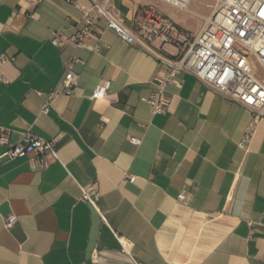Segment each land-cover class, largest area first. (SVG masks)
Instances as JSON below:
<instances>
[{
    "label": "crops",
    "instance_id": "obj_1",
    "mask_svg": "<svg viewBox=\"0 0 264 264\" xmlns=\"http://www.w3.org/2000/svg\"><path fill=\"white\" fill-rule=\"evenodd\" d=\"M111 2L134 28L151 0ZM82 27L67 0H0V49L11 57L0 125L11 144L29 131L56 139L58 153L46 168L35 154L0 158V264H264V117L240 148L251 111L187 72L167 86L168 112L154 115L142 97L156 89V55L105 19L75 46ZM91 184L96 205L83 196Z\"/></svg>",
    "mask_w": 264,
    "mask_h": 264
},
{
    "label": "built area",
    "instance_id": "obj_2",
    "mask_svg": "<svg viewBox=\"0 0 264 264\" xmlns=\"http://www.w3.org/2000/svg\"><path fill=\"white\" fill-rule=\"evenodd\" d=\"M78 6L82 12L83 27L69 37L78 47L86 45V39L95 35L99 19H105L107 26L127 43L136 44L159 59L162 71L156 77V89L142 100L149 103L154 115L166 114L171 98L167 86L178 83L177 74L187 72L205 83L222 96L245 107L252 113V122L242 140L238 143L245 149L251 140L258 119L264 117V0H216L213 12L205 17L201 30L193 35L177 21L162 13L156 4L144 5L134 28L125 24L112 0L101 2L89 0L91 6L80 0H67ZM181 10H189L192 0H157ZM61 32L52 38L54 45H60ZM96 50L100 46L95 47ZM170 49H173L172 52ZM11 57L0 49V84L8 83L1 68ZM73 60H77L73 57ZM258 68L262 74L258 73ZM74 73L66 76L70 86ZM38 94L42 95L41 91ZM108 87L93 91V98L106 97ZM51 110L50 97L44 98L42 112ZM11 130L0 125V144L8 148L0 155L2 159H17L35 154L43 168L49 166L47 156L58 159L56 139L47 140L32 132L23 133L22 142L11 144ZM139 144L140 139L131 137ZM130 179L135 177L127 175ZM83 196L96 205L100 193L95 184L83 187ZM18 220L17 215L5 219V227L11 228ZM104 220L105 217H104Z\"/></svg>",
    "mask_w": 264,
    "mask_h": 264
},
{
    "label": "rangeland",
    "instance_id": "obj_3",
    "mask_svg": "<svg viewBox=\"0 0 264 264\" xmlns=\"http://www.w3.org/2000/svg\"><path fill=\"white\" fill-rule=\"evenodd\" d=\"M215 2L216 0H192L190 9L187 11L170 7L157 0H151L150 3L156 4L162 13L170 16L191 34L195 35L198 28L204 23L202 14H209L213 10ZM258 73L262 74L259 68Z\"/></svg>",
    "mask_w": 264,
    "mask_h": 264
}]
</instances>
